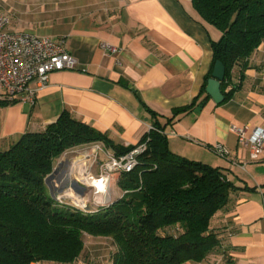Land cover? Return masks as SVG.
I'll use <instances>...</instances> for the list:
<instances>
[{"label":"crops","instance_id":"0c3cea01","mask_svg":"<svg viewBox=\"0 0 264 264\" xmlns=\"http://www.w3.org/2000/svg\"><path fill=\"white\" fill-rule=\"evenodd\" d=\"M0 10L11 30L62 43L77 61L74 69L53 71L43 89L32 81L34 101L25 93L0 95V147L43 131L64 111L124 146L140 143L159 123L174 153L221 168L242 188L231 193L220 220L227 253L234 264H264V150L252 159L232 130L243 128L248 137L264 129V41L242 80L235 68L240 86L231 98L195 105L205 98L213 43L223 33L192 0H0Z\"/></svg>","mask_w":264,"mask_h":264},{"label":"trees","instance_id":"16d2710c","mask_svg":"<svg viewBox=\"0 0 264 264\" xmlns=\"http://www.w3.org/2000/svg\"><path fill=\"white\" fill-rule=\"evenodd\" d=\"M192 1L223 33L213 43V68L218 60L226 67L221 86L226 101L240 86L235 68L242 80L264 41V0ZM208 79L205 98L195 105L210 97ZM152 126L140 141H147V148L138 165L118 180L122 195L96 212L59 204L48 177L71 146L101 141L121 155L135 145L117 144L64 111L43 131L0 147V264H73L85 249V234L113 239V264H234L225 257L220 220L231 193L242 188L221 168L174 153L164 126Z\"/></svg>","mask_w":264,"mask_h":264},{"label":"built area","instance_id":"2783aa9c","mask_svg":"<svg viewBox=\"0 0 264 264\" xmlns=\"http://www.w3.org/2000/svg\"><path fill=\"white\" fill-rule=\"evenodd\" d=\"M9 24V15L0 10V95L13 100L17 94L25 93L24 100L34 101L35 90L30 88L32 81L37 80L39 88L43 89L49 83L53 71L74 69L77 61L62 43L33 32L13 31ZM102 48L115 50L108 43L102 44ZM150 129H153V126L149 127L148 131ZM232 130L249 147L252 159L262 153L263 128H256L248 137L245 136L243 128L232 126ZM146 148L147 141H143L128 152L116 155L103 142L97 141L66 151L48 177L55 199L61 205L71 206L83 212H96L100 207L111 205L116 199L114 187L117 180L135 169L138 156ZM217 152L222 156L229 153L221 146H217ZM74 154L81 156L79 163L75 159L72 161ZM101 156L104 157L103 160H99ZM94 162L100 165L99 174L96 176L92 174L93 170L89 166ZM69 176H73V179ZM74 185L77 187H73ZM74 188L83 190L85 197L82 198L81 195L80 198L74 193L71 195L69 192Z\"/></svg>","mask_w":264,"mask_h":264},{"label":"rangeland","instance_id":"374dc122","mask_svg":"<svg viewBox=\"0 0 264 264\" xmlns=\"http://www.w3.org/2000/svg\"><path fill=\"white\" fill-rule=\"evenodd\" d=\"M94 142H97V141L77 144V145L71 146L68 149L70 150V149H74V148H80V147H83L86 145H90ZM110 150L113 151L112 149H110ZM80 157H81L80 155L74 154L71 159H72V161H73V159H75L79 163ZM103 159H104V157L101 156L99 160H103ZM82 163L85 165L84 162H82ZM86 165H88V164H86ZM89 166H90V169L93 170L92 174H94V176L99 174L100 165L97 162H94L92 165H89ZM70 177H72V179H73V176H69V178ZM67 178H68V176H67ZM117 183H118V180H117ZM73 187H77V186L74 185ZM49 188H50V185H49ZM48 193L51 195V192L49 189H48ZM69 193L71 195H74V194L79 195L78 197H80V198H81V195H83L82 198L85 197L84 191L78 190L77 188H74ZM84 241H85V249H84L82 255L77 260H75V263H73V264H113L112 259H113L114 253L116 252V245H115L112 238H110V237H97V236H91V235L85 234L84 235ZM224 246L226 247V244H224ZM221 249H224V248H221ZM227 256H229V253L225 252V257L228 258ZM29 264H63V263H58V262H54V261H37V260H35ZM66 264H70V263H66ZM206 264H207V262H206Z\"/></svg>","mask_w":264,"mask_h":264},{"label":"water","instance_id":"95a60500","mask_svg":"<svg viewBox=\"0 0 264 264\" xmlns=\"http://www.w3.org/2000/svg\"><path fill=\"white\" fill-rule=\"evenodd\" d=\"M226 76V67L221 60H218L213 68L212 76L208 79L206 92L217 103L224 101L225 96L222 92V81Z\"/></svg>","mask_w":264,"mask_h":264}]
</instances>
